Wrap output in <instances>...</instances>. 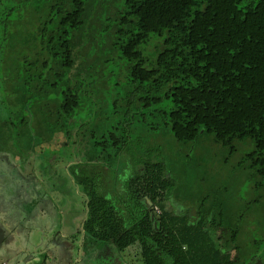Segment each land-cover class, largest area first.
I'll return each instance as SVG.
<instances>
[{
    "label": "rangeland",
    "instance_id": "rangeland-1",
    "mask_svg": "<svg viewBox=\"0 0 264 264\" xmlns=\"http://www.w3.org/2000/svg\"><path fill=\"white\" fill-rule=\"evenodd\" d=\"M257 2L242 0L238 7L245 10ZM70 10L71 6L61 0H0L7 49L3 51L1 40L0 70L14 65L10 77L32 88L35 99L21 133L16 134L18 129L12 127L0 136V154L5 156L9 175L8 179L0 180V199L7 209L5 215L12 214L9 228L4 231L1 227L4 219L0 216V264L3 261L22 264L19 257L8 254L13 248L38 252L48 244L55 249L46 253V264H66L69 252L77 259L72 258L70 264H143L137 247L121 253L103 247L91 254L84 253L83 259L73 249L80 248L81 235H77V244H70L72 249L66 252L70 241L62 235L75 238L85 215V199L72 177L74 172L78 173L73 164L81 160L91 163L85 166V174L97 175L98 193L114 207L122 208L123 216H129L130 179L148 162L163 164L168 211L187 215L191 220L215 219L222 226L211 229L218 248L227 247L226 240L231 236L229 247L256 251L252 264H264V179L244 160L254 150L253 141L235 142L236 150L230 153L205 133L188 143L173 139L166 117L173 106L164 97L170 85L156 94L148 84L132 82L129 73L133 63L121 57L119 47L125 39L117 32L129 29L120 26L121 19L126 17L125 0L86 1L83 26L69 31L68 38L77 68L65 73L68 82L60 83L57 62L47 55L42 43L59 37L60 13ZM154 39L151 37L150 46ZM149 52L144 54L148 57ZM44 61L47 68L42 66ZM45 81L57 84V90L49 89ZM77 83L82 86L76 90ZM1 84L0 81V88ZM68 88L78 93L80 103L71 115L61 116L56 99ZM156 97L161 98L157 104L153 102ZM32 130L37 140L46 141L39 148L27 143L25 152L33 155L23 154L20 146L26 143L25 138ZM36 154L35 158L51 178L46 179L34 162ZM44 157L54 158L52 164L47 165ZM17 175L20 180L15 182L13 176ZM8 181L18 185L22 198L6 187ZM29 196L53 202L48 207L38 204L30 216L22 213ZM145 206L147 210L153 209L148 199ZM16 213L22 216L23 224L15 229Z\"/></svg>",
    "mask_w": 264,
    "mask_h": 264
},
{
    "label": "trees",
    "instance_id": "trees-1",
    "mask_svg": "<svg viewBox=\"0 0 264 264\" xmlns=\"http://www.w3.org/2000/svg\"><path fill=\"white\" fill-rule=\"evenodd\" d=\"M61 1L71 10L60 13L59 37L49 38L42 47L57 62V78L65 84L69 81L65 73L77 68L69 31L83 26L87 0ZM241 1L125 0L126 17L120 26L129 29L117 35L125 39L119 47L121 57L133 63L132 82L148 84L156 94L170 85L164 97L173 106L166 117L174 140L193 142L205 133L230 153L236 150L235 142L252 140L254 150L244 160L264 179V0L245 10L238 7ZM3 15L0 45L3 42L7 52ZM144 51H150L149 63ZM42 66L47 68L48 63ZM44 84L57 90L55 83ZM78 86L82 84L77 83L76 90ZM56 100L61 116L71 115L80 103L71 88L62 90ZM160 101L153 99L156 104ZM44 141L37 140L39 145ZM89 164L87 160L73 164L78 173L72 174L85 199L81 247L87 253L103 247L120 253L137 247L143 264L254 263L256 251L229 247L231 236L227 247L216 246L211 229L222 226L215 219L191 220L167 210L163 164L148 162L130 179L129 216L98 193L97 175L85 174ZM146 199L157 213L147 210Z\"/></svg>",
    "mask_w": 264,
    "mask_h": 264
},
{
    "label": "flooded vegetation",
    "instance_id": "flooded-vegetation-1",
    "mask_svg": "<svg viewBox=\"0 0 264 264\" xmlns=\"http://www.w3.org/2000/svg\"><path fill=\"white\" fill-rule=\"evenodd\" d=\"M12 67L7 66L4 69H1L0 72L4 74V76H1L0 73V81L3 82L1 84V93H0V136L5 135L9 129L12 127L16 129H20V132L18 130L15 131L16 134L21 133L22 126L27 124V115L29 113L30 107L32 108L33 103L35 101L34 95L32 94V88L29 90V87L26 85V83H20L15 78L10 77V72H12ZM7 73V75H6ZM22 107V108H21ZM22 109V110H21ZM29 117V116H28ZM13 120H16V124H13ZM21 127V128H20ZM28 135V133H27ZM26 135V136H27ZM26 143L24 145H21V150L23 154H27L25 151V145L28 144H34V146H37L38 148L43 146L39 145L37 142V138L35 137V133L32 130V132L29 133V135L25 138ZM49 148V147H48ZM51 149V147H50ZM33 155V153H29ZM28 154V155H29ZM37 156L34 155V158ZM48 162L47 165H51L54 158L52 157H44ZM52 158V159H51ZM35 163L39 165L40 171L44 175L46 179L51 178L48 177L47 174H45L44 170L42 169L41 163L38 159L35 158ZM40 163V164H39ZM49 167V166H48ZM7 167L5 164V156L3 153L0 154V180H6L8 179L7 176ZM11 172V171H10ZM10 174V173H8ZM16 175V174H15ZM15 179V182L20 180L19 175L13 176ZM9 187L12 191H16V195L19 198H22V192L18 190V185L14 184L12 185L9 181L6 182V187ZM30 198V196H29ZM44 199V198H43ZM42 199V200H43Z\"/></svg>",
    "mask_w": 264,
    "mask_h": 264
},
{
    "label": "crops",
    "instance_id": "crops-1",
    "mask_svg": "<svg viewBox=\"0 0 264 264\" xmlns=\"http://www.w3.org/2000/svg\"><path fill=\"white\" fill-rule=\"evenodd\" d=\"M50 175L51 174H48V177H51ZM53 177H54V174H53ZM37 199L38 198H36V199L35 198L34 199H32V198L31 199L30 198L27 199V201L24 202V210L22 211V213L25 212V214L32 216V215H34V213H35L34 210H35V208L37 207L38 204H41L43 207H48L53 202L52 200H50V201H52V202H50V201H47V200H44V199L41 202V201H38ZM26 202H27V205H26ZM16 205H17V203H16ZM16 209L21 210L22 208L21 207H19V208L17 207ZM6 210L7 209L4 208V202L1 201V199H0V216H2V218L4 219V222L1 224L2 226L0 225L1 227H3V230L0 229V232H1V230L4 231V229L9 228L8 222H10L12 220L11 219V216H12L11 212L9 214V217L5 215L7 213ZM16 214L19 216V218H18V216H15L14 217L15 229L18 228V227H21L22 224H23V222H22V216L19 215L18 213H16ZM4 217H7V219H5ZM82 224H83V222H82ZM81 233H82V225H81L80 235H81ZM75 234H76L75 238L73 236L70 237L69 235H65V234L62 235V237L67 238L70 241V243L67 244L66 252L69 249H72V247H71L70 244H72V243H76L77 244V242H78L77 235H79V231L77 230V232ZM6 240L9 241L10 239L7 238ZM79 244H80V242H79ZM49 249H50V251H49ZM54 249H55V247L50 246L48 244L46 246V248H44L42 251L40 250V251L37 252L36 250H32V249H30V251H26V250L17 251V249H14L13 248L12 249L13 252H8V254H12V255H15L16 257H19L20 258V261L22 262V264H46L45 263V255H46V253L47 252H51ZM73 249H77V251L79 252V256H81L83 259H85L84 258V253L87 255V252L83 250V248L81 247V245H80V248L73 247ZM98 249H100V248H98ZM21 253L24 254V256H22ZM67 254H68L67 255V258L68 259H66V262L65 263L66 264H70L72 258H73V260H75L76 257L70 256V254H71L70 252L67 253ZM67 260H69V261H67ZM2 264H8V262L7 261H3ZM53 264H56V263L53 262Z\"/></svg>",
    "mask_w": 264,
    "mask_h": 264
},
{
    "label": "water",
    "instance_id": "water-1",
    "mask_svg": "<svg viewBox=\"0 0 264 264\" xmlns=\"http://www.w3.org/2000/svg\"><path fill=\"white\" fill-rule=\"evenodd\" d=\"M80 245H81V242H80Z\"/></svg>",
    "mask_w": 264,
    "mask_h": 264
}]
</instances>
